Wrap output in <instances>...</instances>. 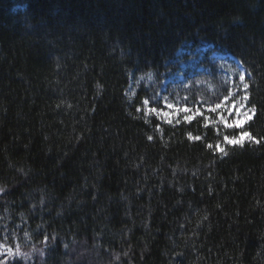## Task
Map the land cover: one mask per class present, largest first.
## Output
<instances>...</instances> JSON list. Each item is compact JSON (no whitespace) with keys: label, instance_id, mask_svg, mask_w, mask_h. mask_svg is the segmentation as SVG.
Returning <instances> with one entry per match:
<instances>
[{"label":"trees","instance_id":"16d2710c","mask_svg":"<svg viewBox=\"0 0 264 264\" xmlns=\"http://www.w3.org/2000/svg\"><path fill=\"white\" fill-rule=\"evenodd\" d=\"M200 46L245 69L259 144L147 112ZM0 189L7 264H264V0H0Z\"/></svg>","mask_w":264,"mask_h":264},{"label":"rangeland","instance_id":"374dc122","mask_svg":"<svg viewBox=\"0 0 264 264\" xmlns=\"http://www.w3.org/2000/svg\"><path fill=\"white\" fill-rule=\"evenodd\" d=\"M212 48H183L174 64L161 76L160 83L154 75L143 79L142 82L156 93L154 101L163 106V111L171 113L168 118L173 116L176 108L185 106L193 112L196 108L208 110V107L216 102L213 96H217L219 100L225 96L222 92L216 95L217 91L224 87L229 93L235 90L238 84V69L243 70L241 64L234 57ZM223 100L224 98L218 103ZM169 102L175 105L173 109L166 107ZM223 106L225 105L222 103ZM228 119L230 122L231 117Z\"/></svg>","mask_w":264,"mask_h":264},{"label":"snow or ice","instance_id":"6c2138e0","mask_svg":"<svg viewBox=\"0 0 264 264\" xmlns=\"http://www.w3.org/2000/svg\"><path fill=\"white\" fill-rule=\"evenodd\" d=\"M248 88H249V83L246 82L245 80L244 71L238 69V84L233 92H230L228 96L224 97L222 103L225 106L222 107V103H215L214 105L208 107L209 112L217 114L219 122L222 123L225 128L237 130L234 135L223 136V141L227 145L243 146L246 141L256 144L260 143V140L252 136L250 131L247 130V125L255 115V106L254 105L249 106L247 103L249 100V94L247 92ZM164 99L165 101H167V97H165ZM149 104H150L149 99L143 100V105L145 106L147 112L155 113L158 117L166 119V122L168 124L173 123L172 119H168V117L171 115L170 112L163 111V109H158L156 107H148ZM166 107L168 109H173L175 105L169 102L166 103ZM137 111H141V109L138 107ZM175 111L176 113L183 112L184 113L183 120L189 123L192 122L193 119H195L196 114L203 116V113L200 112L199 108H196L195 112H193L191 108L185 106L182 108H176ZM225 113H227V116H225ZM228 117H231L230 122ZM175 122L179 124L181 121L177 119ZM189 138L190 139L192 138L190 134H189ZM148 139L151 140L152 137L149 136ZM195 139L199 140L200 137L197 136L195 137ZM208 147L211 148L212 145L209 144ZM216 150L225 155L227 154L225 148L222 147L220 143H217ZM0 191H3V189H0ZM5 253H7L9 257L18 256V255L22 257L23 255L19 252V245H17L16 251H13L6 244H0V256H4ZM0 264H7V261L2 260L0 261Z\"/></svg>","mask_w":264,"mask_h":264}]
</instances>
